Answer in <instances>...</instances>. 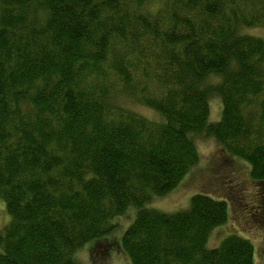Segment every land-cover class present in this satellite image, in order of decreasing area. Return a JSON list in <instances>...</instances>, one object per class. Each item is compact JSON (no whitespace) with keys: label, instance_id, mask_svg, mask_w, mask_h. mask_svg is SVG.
Listing matches in <instances>:
<instances>
[{"label":"trees","instance_id":"16d2710c","mask_svg":"<svg viewBox=\"0 0 264 264\" xmlns=\"http://www.w3.org/2000/svg\"><path fill=\"white\" fill-rule=\"evenodd\" d=\"M253 28L264 0H0V264H81L133 212L120 240L132 264H255L236 235L207 248L226 201L148 207L199 164L198 139L264 181V37Z\"/></svg>","mask_w":264,"mask_h":264},{"label":"rangeland","instance_id":"374dc122","mask_svg":"<svg viewBox=\"0 0 264 264\" xmlns=\"http://www.w3.org/2000/svg\"><path fill=\"white\" fill-rule=\"evenodd\" d=\"M253 36L264 37V28L246 30ZM211 123L222 118V101L213 95L210 99ZM135 109L145 117L158 120L152 110L139 105ZM199 164L192 169L180 185L168 196L155 199L148 207L167 214L189 209L195 195H208L224 200L228 205V222L211 234L207 248L216 249L229 236L249 240L254 247L255 264H264V181L251 177V166L229 154L213 139H198ZM133 214L115 219L116 229L106 238L89 244L77 254L81 264H132L120 247V240L132 221ZM10 223L6 206L0 201V231ZM0 249V253H1Z\"/></svg>","mask_w":264,"mask_h":264}]
</instances>
